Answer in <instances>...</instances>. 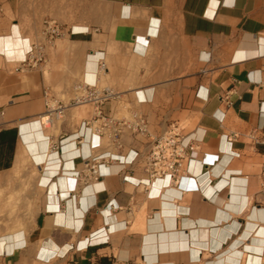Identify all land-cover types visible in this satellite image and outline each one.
<instances>
[{
    "label": "crops",
    "instance_id": "0c3cea01",
    "mask_svg": "<svg viewBox=\"0 0 264 264\" xmlns=\"http://www.w3.org/2000/svg\"><path fill=\"white\" fill-rule=\"evenodd\" d=\"M3 9L0 264H264V144L247 137L264 130V0H4ZM48 21L86 56L83 85L109 82L117 98L104 114L126 104L147 135L125 134L121 146L90 129L84 138L72 112L46 130L44 70L60 59L26 68L19 53L33 40L47 47ZM169 132L199 147L179 185L148 178L141 158L82 179L80 156H141ZM229 132L241 141L230 146ZM20 160L24 228L2 237Z\"/></svg>",
    "mask_w": 264,
    "mask_h": 264
},
{
    "label": "built area",
    "instance_id": "2783aa9c",
    "mask_svg": "<svg viewBox=\"0 0 264 264\" xmlns=\"http://www.w3.org/2000/svg\"><path fill=\"white\" fill-rule=\"evenodd\" d=\"M4 0H0V18L4 14ZM73 35V31L71 32ZM65 35L64 28L55 22L48 21L45 23V40L47 44L52 45L58 38ZM45 61L44 47L42 44H33L32 49L27 54V58L22 61V65L26 68L37 66ZM101 68V64L99 65ZM84 89V94L77 96L72 100L71 105H80L82 102L91 104L94 107V113L90 119H85L80 125V133L87 132L89 129L99 138H107L109 142L117 143L121 136L130 134L132 137L148 134V125L146 119L137 112H131L129 119L117 120L104 114L103 107L106 103L116 99L117 96L107 89L99 90L98 86L84 85L80 89ZM49 96L48 91L45 97ZM48 107V106H47ZM67 106L59 103L56 109L49 108V116L54 112L63 114ZM258 136V132L247 136L255 144H264V130ZM81 134V135H82ZM85 138V136L82 135ZM243 134L240 132H229L223 135L224 140L230 145L241 141ZM196 140L184 136H180L175 132H169L152 140V146L143 154L136 153L132 158L129 153L126 156H96L89 158H78L82 162L81 175L83 180H88L86 172H90V176L94 180H99L105 175L104 169L108 166L118 164L120 167L131 166L138 159H142L145 174L151 180H169L176 185L184 179H187L191 172L193 163L199 164L193 157V154L199 150ZM232 156H235L232 154ZM262 172L260 174V184L264 190V155H262ZM206 167L202 166V170ZM75 172V171H73ZM78 172L77 175L80 176ZM205 173L204 175H206ZM128 180L129 178H125ZM149 179V181H150ZM138 184H142L145 180H139Z\"/></svg>",
    "mask_w": 264,
    "mask_h": 264
},
{
    "label": "rangeland",
    "instance_id": "374dc122",
    "mask_svg": "<svg viewBox=\"0 0 264 264\" xmlns=\"http://www.w3.org/2000/svg\"><path fill=\"white\" fill-rule=\"evenodd\" d=\"M2 18V17H1ZM0 18V20H1ZM3 22V20H2ZM66 40L62 41V37L58 38L52 45L47 44V47L44 48L45 57L50 59V62H53L57 58L60 59L59 64H50L48 63L45 67V90L42 96V103L47 110L49 115V108L51 110L56 109L58 104H64L67 106V109L63 114L53 113L50 118L53 120V123L47 127L48 132H54L57 125L63 122L66 119V115L68 112H72L73 117L76 118L78 122V126L81 125L82 121L85 119H90L94 113V107L91 104H86L85 107L82 105H71L72 100H74L77 96H81L84 94V89H80L83 87V67L86 56L82 59L76 53L75 45H72L68 41V37H65ZM32 43H37L35 40ZM31 43L26 49H23L19 53V57L23 61L26 58L27 52L31 47ZM19 49H17L18 51ZM70 62V64H69ZM100 77H105V71L100 72ZM109 85V82L106 79H103L98 85L99 90L106 88ZM110 86V85H109ZM48 91L49 96L45 97V92ZM70 94V95H69ZM123 104L114 117L117 120L129 119L131 117V111L128 110V106ZM48 106V107H47ZM125 106V107H124ZM47 126V125H46ZM128 138H132L130 134L126 135ZM107 140V138H106ZM12 182L9 180V184L14 186L13 195L9 198L8 201V209L12 211V219L13 226L11 230H7V233L2 235L5 237L6 235H15L18 234L20 236L24 226L23 224L15 221H20L22 218V214L26 208V201H24L23 196L26 195L27 185L29 184L22 174H15L12 178H10ZM20 187V188H19ZM16 188H18L17 191ZM22 197H21V190ZM20 191V192H19ZM18 192V193H17ZM5 193L0 191V220L1 224L4 225V211H5ZM10 216V215H9ZM20 218V219H19ZM1 226V225H0ZM20 233V234H19ZM18 235H16L18 237ZM1 238V237H0Z\"/></svg>",
    "mask_w": 264,
    "mask_h": 264
},
{
    "label": "bare ground",
    "instance_id": "6f19581e",
    "mask_svg": "<svg viewBox=\"0 0 264 264\" xmlns=\"http://www.w3.org/2000/svg\"><path fill=\"white\" fill-rule=\"evenodd\" d=\"M32 49V45H31V47H30V49L28 50V52H30V50ZM28 52H27V54H28ZM26 58H27V55H26ZM84 85H89V86H96L95 84H87V83H85ZM80 105H82V106H86V102H82V103H80ZM46 117V116H45ZM48 120H50V116L49 117H46V118H44L43 119V121H44V124L45 125H47L48 126ZM85 133V132H84ZM81 133H80V131H78L77 132V134L76 135H80ZM85 136V135H84ZM21 159V158H20ZM21 161V160H20ZM19 161V162H20ZM25 161L24 160H22L20 163H18V166H17V168L15 169L16 171V175L17 174H20L21 172H22V170L25 168ZM245 260H246V258H245Z\"/></svg>",
    "mask_w": 264,
    "mask_h": 264
}]
</instances>
